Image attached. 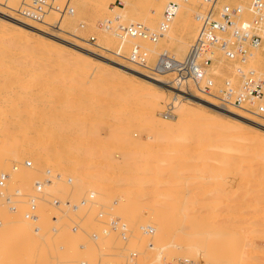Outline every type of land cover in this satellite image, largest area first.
I'll list each match as a JSON object with an SVG mask.
<instances>
[{
    "label": "rangeland",
    "instance_id": "rangeland-1",
    "mask_svg": "<svg viewBox=\"0 0 264 264\" xmlns=\"http://www.w3.org/2000/svg\"><path fill=\"white\" fill-rule=\"evenodd\" d=\"M20 1L21 0H17V3L13 4L16 9L20 5ZM75 1L76 2H74V6H75V3L77 5V3L79 2L77 0ZM158 1L159 0H157V2L156 0L154 1L152 0H126V1L125 0H97L94 5H92L91 7L84 8V9L82 5L80 4L78 8H75L76 15L74 17L73 15L72 17L71 15L65 16L66 18L64 17V23L66 24L64 28L67 29L68 32H63L61 30L53 31V28L47 26V23L31 22L17 15L15 13L16 9L11 10V12L8 13L6 9L7 6L5 4H9L10 2L12 4L13 1L12 0H2L0 2V40H1L0 41V64L2 65V67L0 65V71H1L0 81L2 80L0 82V87H1L0 88V99H1L0 107H4L5 105L4 108H0V118H1L0 119L1 120L0 121V125H1L0 126V130H1L0 138H2L4 142L2 143V140L0 139V144H1L0 148L4 147L2 148L3 151L1 153L3 157L7 156V158H11L17 161V162L16 161L10 162L11 160L9 161L10 164L13 163L11 164L13 167L12 169L13 171H11V167L9 165L7 166V169L5 167L2 168L1 170L2 172H0V174L3 172L7 173L6 171H9V172L11 171V173H7L10 175V179H8V181L6 182L7 183L6 188H8V191L11 194H14V193L19 194L20 192L22 193L21 189H23V192L25 191V193L23 194H25L26 196L25 199L24 198L23 199L27 201H29L28 197L29 195L33 193V188L36 185V183L39 184L38 182H41L42 180H45V181L46 179L48 180L49 177L47 178V175L44 176L46 172L47 173L48 172L60 173L67 178L74 179L75 182L73 183H76V184H72L75 186L73 187L74 189H71L72 192L69 188L70 186L69 184H71V182L68 183V181H66L67 183L66 182L63 183V185L64 184L69 185L67 186L69 188V190L67 189V192L70 193V195L68 193L67 194L65 193L66 196L65 195L61 196L59 194L60 195L59 198L62 199L63 201L65 200H67L68 202L70 201L68 203L69 206L75 205V203L76 205H80L82 207V210L84 211L83 217L85 221L83 220V222L82 221L80 222L79 220H77L80 222L79 226H81L83 223H86L88 226L91 225V229L95 227L93 230L95 233L93 231L90 232L91 231L90 230L88 231L89 237H87L88 235L86 236L84 234L85 232H82L81 230H79L84 235L81 236V233H79L78 231H75L76 232V233L74 232L75 237L73 238L72 235H74V233L68 231L65 234V236L67 237V234H71L68 236L69 239L66 238L69 241L61 242L62 244L64 243L66 244L64 247L59 248L58 246L61 244L57 243L55 245V242L54 244L50 243L51 244L50 246H53V248L50 246L48 247L52 255H57V256L58 254L62 255L63 251H66V249H69V251L68 250L67 251L69 252V256H70L69 259L70 260L72 259L71 260L73 262V263L71 262L72 264H74L75 261H76L75 264H80V263L81 264L83 263L84 264L85 263L86 264H122L121 262H123V259L125 257L123 258L119 256L120 249L117 247L123 246V245L126 246V249H128V251L123 250V253L125 251H126L125 253H127V256L125 255L127 257L125 258V260L127 259V261L124 264H264V114L260 116V115H256L255 113L247 112L245 110H241V109H238L232 106H231L232 111H223L220 107L223 104H221L212 95H207L206 93L199 91L193 83H190L189 85L185 87L177 86L174 83H172V80L174 78L173 74H169L166 76L167 80H170L171 82L153 80L148 75L150 74L149 71L144 69V67H141L140 65H136L135 63L131 62L129 59L122 57L115 53L116 51H119L121 54L129 57L132 46L134 44H140L143 50H146L147 52L145 63L146 65H151V67L155 65L159 54L162 51H164V49L175 54L178 58H183L186 55L188 48L191 45L190 43L193 42L196 36V30H197L196 23L198 22L196 19V15L198 12L202 11L204 8L201 0H189L187 1V3H184V6H182L181 9L179 8L177 15L172 22V25L174 26V28L176 27L177 29L176 35H182V33L187 31L185 34V38L187 41H189V45H187V47H185L184 49L179 48V46H177L178 44H176L175 41H172L173 45L172 43L170 44V42L168 43V41L165 40L166 37H164L165 39L161 37L157 42H152L149 39H143V38L137 39V37L132 38L129 36V38H132L131 41L121 42V39L119 37L114 36L113 34L114 31H120L118 27L120 22L115 19V16L118 14L119 11L125 10V9L128 10V11L126 10L128 12L127 13L128 15L126 18H123V20L121 21V23L123 22L124 25L129 26L132 23H134L135 25L140 23L141 25H144L150 28L151 30L156 29L160 23L162 16L160 17L157 16V18H155L156 20L154 22H151L152 16H150L151 13L149 10H150V4L153 3L155 5H158ZM123 2H124V6H123ZM190 2H193V3L190 4ZM222 2L223 1H220L219 4L222 5ZM231 3L232 4L242 3V1L233 0L231 1ZM164 5L163 6L161 5L162 10H161L160 15L163 14ZM3 12L8 13L9 15H5ZM250 17H254V16L250 15ZM108 19H110V21L113 20L114 29L112 30H107L100 24V21L107 22L109 21ZM58 20H60L58 14H51L46 19V21L49 23H53V22L56 23L58 22ZM72 33L78 34L79 36L85 38L87 41L74 36ZM91 37H94L95 40L93 41ZM97 42L103 44V46H107L110 50H106L102 47L94 45V43H97ZM6 43L8 44V47H5V45H7ZM9 46L11 47V49L9 48ZM7 55L9 56L8 58L6 57ZM263 55H264V44L256 52L252 54L248 63L244 65H241L238 62L232 63L229 60H227L223 54L217 53L216 56L214 57V59L216 60L215 63L217 62V64H215V66L211 69V71L208 70L209 76L214 81V86L212 87V91L217 92L219 87H222L225 84H229V83H232V85L234 86H239L241 83V76L243 75L244 70L250 71V69H253L254 71H257L259 75H262L264 77V67H261L259 65L260 58ZM27 63H28V67H27ZM38 64L39 66H37ZM23 65L24 66L26 65V67H23ZM4 67L5 68L7 67V68L5 69ZM35 68L37 69L35 70ZM7 69L11 71L15 70L16 72L18 69V71L22 72L23 76L25 75L24 78L19 80L18 86L15 83V82L18 83V81H15V82L13 81L14 82L13 83L12 79H10L9 76H6V77L3 76L5 71H7ZM48 72L50 73V75H48L49 74ZM41 74L44 76V78L46 77L44 81L42 80L44 78L40 76ZM69 74L71 77L69 76ZM29 75H31V77ZM33 75L34 76L36 75V76L33 77ZM47 75H48V78H47ZM37 76L42 79L38 78V80H36ZM31 78L34 79V82H33V79ZM64 79L66 81L65 85H63ZM68 79L69 81L71 79V82H69ZM72 79L73 80L75 79V82ZM229 79H233L235 81L239 79V82L238 83L228 82ZM55 80H57L56 81L57 83L55 82ZM3 81L6 84V86L4 85L5 88H2ZM25 81H26V85H24ZM151 82H153L157 86L155 88V91L158 89L159 91L158 90L157 91L161 92V93H158L156 91L159 95H157V93L155 92L150 93L147 90V85L150 84ZM77 83H79V85ZM8 84L9 86H12V85L13 86L9 87ZM56 84H57V87H56ZM134 85H136L135 86L136 88L133 87ZM75 86L76 88L74 89ZM84 86H85V89H87V86H89L90 90L91 91L93 90V91L91 92L89 89H87L86 91L84 89ZM27 87L29 90H27ZM95 87L96 89L94 90ZM110 88L112 91H113V88H115L113 93L115 91L116 92L118 91L121 94L123 93L121 95L122 97L123 95L126 97V94L129 93L132 97L136 96L137 99L134 97L133 98L134 100L131 98L132 100L130 99L129 101L128 97H131V96L127 94L128 95L126 97L127 100L126 99L123 100L122 97H117L116 95V99H117L116 101L118 102H115L114 101L115 96H113L112 98L111 95H115L116 93L113 94ZM7 89H9V91ZM83 89L85 93H83ZM97 89L99 91L101 89V92L96 91ZM11 90H12V93L14 92V94L10 92ZM20 90H22V92ZM67 90H69L70 93ZM72 90H75V91H72ZM77 90H79L78 92L80 94L82 93V95L84 96H87V94L89 95V91L91 92V94L88 96V99L87 97H85L87 101L82 96V102L83 103L86 102L85 104L79 103L80 105L77 104L75 107H73L71 103L72 104L74 103V99L77 95L76 93H78ZM8 92L9 94H7ZM98 92L100 93V95ZM104 92L107 94V96L109 95L111 97L105 96ZM120 93H119V96H120ZM1 94L4 96H2ZM31 95L32 97L35 96V98H31ZM155 95L156 97L159 96L161 99L159 97L153 98L155 97ZM103 97L106 100H102L104 99ZM23 98H26V99H23ZM107 98H109V100ZM118 98L119 99L122 98L121 102H119L120 100ZM141 98L142 100L144 99L146 101L147 100L152 101L151 102L152 104L153 102L155 101L157 102V100H159L158 101L159 104L158 103L157 104L160 106H157L155 104L156 107L154 105H153V108L151 107V105L149 107V104L151 103L142 101ZM110 99L112 102L110 101ZM139 99L143 102V104L142 102H139L140 101ZM90 100L94 102V103H91L92 106L94 105V108L87 107L88 104L90 103ZM14 101H15L16 106L13 103ZM65 101H67L68 104ZM102 101H104L103 104H102ZM107 101L108 103L109 101L110 103H113V102H115V104L117 103V105L115 106L117 107V109L113 107L115 105L114 103L111 105L106 103L108 104V106H111L109 107V109L114 108L112 109V111L109 110L108 106L105 104V102ZM125 101L126 102L129 101V102L126 103ZM132 101L135 102V104H133ZM10 103H12L13 105ZM128 103L132 104L133 106L132 105L130 106V104ZM42 104L44 105L42 106ZM100 104H102L104 108L101 107ZM121 104L123 106L125 105L124 106L125 109L121 107ZM99 105L101 108L98 107ZM119 105L122 109L120 107L118 109ZM129 106L134 108V109L131 108L133 109L132 112H135V113H132L134 118H135V115H136V119H137V115L138 117L139 115L140 117L144 115L143 117H141L142 119H140L139 117L138 120L140 122H143L142 120H144L146 124H144V122L142 124H139L140 122L138 120L134 119L136 120L134 121L132 119L133 121H131V119H129V118H133L131 115V109ZM224 106L225 105H223L222 107L224 108ZM128 107L130 109V113L127 109ZM249 107H252V108L256 107V104L254 103L253 106L250 105ZM14 109L19 110V111L15 113L16 110L14 111ZM33 109H34V112H33ZM35 109H39V111ZM6 111H8L9 113ZM123 111L124 112L126 111L128 115L126 112L124 114ZM55 112L56 113L58 112V114H56ZM6 113H8L9 118L6 115ZM59 113H62V114H59ZM14 114L15 115L17 114L16 118ZM19 114H21V116L22 114H27L29 115V118L27 115H25L26 118L24 115L22 116L23 117L22 118ZM70 114L72 115L70 116ZM183 114L185 116L186 114L189 115L190 120H192V122L194 123L190 124L189 123L190 121H188L187 122L188 125L185 124L186 126L182 125V127H179V130L183 129V131L181 130L177 134L174 132L177 135V137L175 135H172L173 133L172 131L171 141L175 145L171 143V141H169V143L173 144L171 146H174L175 149L171 148L169 149L170 150L169 151L167 148L170 146L167 145L169 144L166 142L167 139L163 140L164 138L163 139L160 138L159 142L160 141L161 142L160 143L157 142L159 137L162 136L159 133L161 132L163 133L164 131V129L161 128L162 131L159 132L160 130L159 128L163 126H161V124H157L156 122L152 124L151 123L152 121L150 122L151 123V126H150L147 123V121H145V118L147 116L148 117L150 116L151 119L152 117L153 118L155 117L157 118V120L162 119L163 122L165 119V121L167 120L166 122H169V123L170 121L173 123L175 122L174 124L172 123L175 126L176 124H181L182 121H180V123L178 121H179L180 116ZM3 115L5 118L7 116V118L5 119ZM18 115L19 117H21L20 119ZM64 115H66L65 117L66 118L68 117V119H66L65 117H62ZM10 116L12 118H10ZM57 118H58V121H57ZM92 118L98 119V122L97 120H93ZM147 118L146 120L149 121V119ZM22 119H23V122H22ZM66 120H67V123H66ZM21 122L22 124H20ZM134 122H136L138 125H136V123ZM2 124H4L5 126L6 125L7 126L12 125V126L10 127L8 126L9 127L8 128ZM19 124L20 126L22 125V127H19L18 126ZM90 124H91V127H90ZM118 124H120L121 127H126V129L124 128V130L126 131L128 130V132L126 133L125 131V134L126 135L129 134V137L131 136L130 138L124 135V132H123L124 130L122 131L123 134L120 132L121 131L120 129L122 128ZM193 124H195L193 126L194 128L192 127ZM115 125L119 126L118 128L120 129H118ZM156 125H159V126H156ZM189 125H191L192 129L189 128ZM196 125H198V129L200 128L201 130L200 129L198 130L197 127L195 129ZM201 125L203 129L201 128ZM14 126L15 127L17 126V129L14 128ZM113 126H115L116 128ZM149 126L150 127L156 126V127L155 128L153 127L152 129ZM183 126H185V128ZM88 127H90V129L93 127L94 128L90 130ZM18 128L21 129L20 131L22 133L18 130ZM44 128H47V129H44ZM86 128L87 130L89 129V131L93 132L95 130L96 132L95 131H94L95 133L90 132L88 136L87 133L89 131H85ZM114 128L116 130L118 129V131L113 130L114 132L121 133V134L118 133L120 135V137L118 136V138H121L124 135V139L125 137H126V140L127 138H129L127 141L128 142L130 141L131 143L133 141L132 143L133 145L127 144V141H123V140L120 141V139H118L117 137L116 139L114 136L112 140L108 139L109 135L112 134L111 133L112 129ZM186 128L189 130L191 129V131L194 129L193 133L195 132V130H198V131L206 130L205 132L207 133V136H209L208 137L209 139H210V136H212L211 138H214L213 136H215V140L213 139L215 142H212L211 145L214 146L217 143L218 146L216 147L211 146L210 145L211 141L208 140L209 141L208 142L206 140L207 139L206 135H205L206 137L203 136L204 138H206L205 140H203L204 138L200 139L202 138V132L200 134L198 131H196L199 133L201 137L197 135L198 133L195 132L194 135H197L199 138L198 137L192 138L191 136L193 135V133L191 134L190 133L191 131H187ZM48 129L49 131L46 132V130ZM96 129H99V131ZM155 129H157L158 131ZM25 131H28V133H25ZM29 131L33 134L31 135ZM49 132H51L50 135H49ZM154 132H157V134H155ZM205 132H203V134H205ZM61 133L63 135L67 134L66 137L65 136L63 137ZM77 133L78 135H76ZM218 133L220 134V136H218ZM92 134L93 135L95 134L94 136L96 137H94ZM222 134H225V135H222ZM29 135L31 136L29 137ZM41 135L42 137L45 136L44 139L41 138ZM112 135H115V133ZM155 135H158L157 136L158 138ZM51 137H52L51 139L52 141L50 140ZM71 137H74V138L72 139ZM155 137L157 138V140L156 139L154 140ZM88 138H90V141L88 140ZM104 138L106 141H104ZM131 138L132 140H130ZM100 139H103V140H100ZM115 139L119 140L121 143L119 141L117 142ZM6 140H7V144H6ZM12 140L16 141L15 143H18L17 145L19 146H16L14 143H12L14 142ZM66 140L69 142H67ZM70 140H73L74 142L72 141L70 143ZM216 140H219V141L216 142ZM18 141L22 143L20 144ZM83 141H85V143ZM110 141L112 142L111 145H110L111 143ZM177 141L179 142V144ZM193 141H195V143H193ZM204 141L208 142L209 144L205 143ZM98 142L100 144H97ZM181 142L182 143L184 142V143L182 144ZM68 143L73 146L71 147L70 145H67ZM190 143H191V146L189 147L186 146V148L184 147L185 145H190ZM192 143L195 145L192 146ZM2 144H6L7 146L6 145L2 146ZM11 144H13L12 146H14L13 154H9L8 152L9 151L8 148L12 149L11 147H9V145L11 146ZM137 144L139 145L141 144L140 146L138 145L137 147V148L141 147L140 148L141 150L135 148ZM157 144L163 148L159 149L161 147H159ZM219 144H221V146L224 145L225 147H227L228 145V148H231V146H233V148H231V151H230V153L232 154L229 155L228 154L229 152L226 151V149L228 148L226 149L220 148ZM35 145L39 146V147L36 146L38 149L36 148L34 149ZM100 145H102L103 147ZM106 145L109 146V148ZM97 146L100 151L98 150ZM165 146L167 148L163 150ZM181 146L185 149L182 150L183 148ZM241 146L244 148L243 150L241 149ZM195 148H197L198 150L197 149L195 150ZM18 149H19V153L17 152ZM86 149L88 152L86 151L85 153L84 150ZM89 149H91L90 152L91 153L93 152V154L90 155ZM128 149L130 152L128 151ZM176 149L180 150L181 152L177 151ZM222 149H224L227 153L221 154V152L224 153V151H221ZM24 150L26 151L24 152ZM45 150L47 153L45 152ZM54 150L56 154L54 153ZM147 150H149V152ZM171 150L173 151L175 150V151L173 152ZM191 150H192V153H191ZM229 150L230 149H228V151ZM159 151H161L163 154ZM186 151L190 153H186ZM96 152H97V156L96 154H94ZM157 153L159 154L157 155ZM33 154L36 156L35 158L37 160L36 159L34 160ZM46 154L48 155V157L45 156ZM160 154H162V156H159ZM129 155L131 157H129ZM148 155H150L151 157ZM19 156L21 158H19ZM95 156L97 158H95ZM163 156H165V158ZM110 157L112 158L113 161L110 159ZM137 157H140V158L142 157L139 162H136ZM152 157H154L155 159H153ZM53 158L55 159L53 160ZM103 158L104 159L106 158V161ZM160 158H162L163 160ZM61 159L63 160V162H61ZM107 159H109V161H107ZM132 159L134 162L132 161ZM149 159L150 160L152 159V160L150 161ZM156 159H158L159 161H156ZM58 160L61 162L60 164ZM78 160H80L79 163H78ZM100 160H101V163L104 162L102 163L103 165L100 163ZM145 160L147 164H145L146 163ZM55 161L58 162L59 165L57 166L59 168L56 165H54L56 163ZM75 161H77V163ZM81 161H82V164L80 163ZM95 161L96 162L99 161L98 162L99 165ZM110 161L113 163V166L110 163ZM129 161L130 162L132 161V162L130 163ZM30 162L33 167L29 165ZM52 162H55V163H52ZM106 162H109L110 165L106 166ZM126 162H128L127 165H126ZM157 162H158L159 167L161 164V169L158 168L159 171L158 169H156V167L158 166V165L156 166ZM75 163L77 165H75ZM47 164L49 165V167ZM79 164H81L82 166L80 165L79 167ZM122 164L125 165V168H123ZM14 165L18 167L17 172L14 169L15 168ZM71 165L72 166L75 165L73 166L75 169ZM119 165H121L122 167L121 166L119 167ZM143 165L145 166V168L142 167L143 169H141L140 167ZM152 165L156 167L154 168L152 167ZM36 166H38V168ZM40 166L41 168H39ZM127 166H130V167L128 168ZM109 167H110V170H109ZM150 167L153 170H151ZM68 168L70 169L69 171H67ZM79 168H80V171H79ZM86 168L87 170H83ZM76 169H78V171ZM144 169H146L147 171H145ZM44 170H48V171H44ZM130 170L133 172H131ZM42 171H43L42 175L38 174V176L34 177L33 180L32 178H30L32 174L34 176L35 174L42 172ZM12 172L14 175L12 174ZM29 172L31 173V175ZM17 173L18 175H16ZM21 173L24 176V178L22 175H19ZM28 174L30 175L29 177H28ZM72 175L74 176L72 177ZM19 176H22L23 178L21 179L23 180L22 181L23 185L21 183L14 181L16 180L15 177L18 179ZM41 177H45V178L41 179L40 181ZM102 177L104 181H102L103 179L101 180ZM123 179H124V182H123ZM57 180L58 181L63 180V177L58 176V178L55 179V181ZM19 184H21V186ZM50 184H51L50 186H54L53 182ZM128 184H130V186ZM65 189L66 188L64 187V189H62L61 191H64ZM236 194L237 195L239 194L238 195L239 197H236L235 196ZM232 195H234L235 197H233ZM63 196H65L64 198L66 197L67 198L64 199L62 198ZM18 198H20V196L19 197L15 196L14 199H18ZM75 198L77 199L76 201H75ZM50 199L53 201L55 200L54 198L53 199L50 198ZM60 203H58V205ZM0 205L3 208V209L0 208L1 209L0 210L1 211L0 212V220H1L0 230H1V227H3L4 229L5 226L6 227L10 225L13 226V224H10L11 222L9 221H11V218L14 215H12L11 217V212H9L4 198H0ZM28 206L30 207L29 203L24 204V202L22 201L21 203H19V209H18L19 212L18 211L17 212L20 213L21 208L22 209L24 207L27 208ZM60 206L62 207V204ZM67 209H70V208H67ZM54 210H56L54 209V207L50 209V211L53 214L55 212ZM39 211H40V207L38 204L37 213ZM17 212L12 213V214H17ZM134 212L136 213L134 214ZM52 213H51L52 226H54L55 224L54 220H56L54 218L56 217H53ZM7 215L9 216L7 217ZM73 215L74 214H70L67 219L66 218L64 219L65 225L68 224L70 219L75 217ZM4 218H9L8 223H6L7 219L5 220ZM13 218H16V215ZM112 218H117V219L114 220ZM17 219H18V215H17ZM118 220H119V224H120V221L121 223L125 221L126 222L129 221L131 223H134L135 226L134 228L130 229L127 233L125 234L123 233L122 236L119 235L118 232H114V229H112V235L109 236L106 234L108 236L106 237L105 229L107 230L109 224L114 223ZM14 221H12L14 225L19 226L18 223ZM150 221L154 222L155 224L154 228L163 232L164 235L163 236L159 235V237L157 236L156 238H152V239L151 238L143 239V245L141 246V248L133 252L134 249L132 248L131 245H132L133 240L139 234V229L137 228L141 229L142 227L145 226V224H148ZM87 225L86 227H88ZM66 226H69V225H66ZM98 231H100V233ZM8 232L9 231H7V233H4L6 237L3 236V234H1L3 237L2 238L0 235V237L2 238L0 239V242L3 241L2 248L0 245V250L2 251L0 252V257L2 255V257H4L3 258L4 262H9L8 264H11L13 262L14 264H17V262H19L18 264H28L29 261L28 262L26 261L31 259L32 255L34 254L36 255V253H34V251L30 252V249H28L29 252L24 250L25 252L23 255L24 257H23L21 253H18V251H21L22 249H25V248L22 246L21 248L20 247L18 248V246L20 245H16L17 247L16 246L11 247V249L7 248V246L5 245L6 247L4 248L3 244L5 242V238H7L10 235L9 233L11 231L9 233ZM101 232L103 234H101ZM97 233H99L100 235ZM94 234H96V236H94ZM85 236H86V239H85ZM76 237L78 241H76L75 239ZM92 237L93 239L89 240ZM78 238H81V239L83 238L84 240L80 241ZM120 238H123L126 241ZM73 239L76 241L75 243L79 245L81 242L83 243L81 244V248L79 247L75 251L72 249V247L73 248L76 247L74 246L76 244L73 242ZM85 241H86L85 243L86 246L84 244ZM20 244H23V243H20ZM188 244H189V248L186 247L185 249V246H188ZM88 245H90L91 249H94L91 246L95 247V249L90 250L88 248L89 247ZM182 245H185V246H182ZM96 246L97 247L99 246V248H96ZM3 249L7 251H4ZM48 249H45L44 252H46ZM8 250H10V252L12 251L13 255L12 253L9 254ZM49 250L47 252H49ZM57 250L59 251L57 252ZM117 250H119V252ZM173 250H178V252L176 251L178 254H176V252H174ZM53 251L55 252L53 253ZM72 251L74 252L70 254V252ZM14 253L15 254L18 253L16 255L17 257L14 255ZM22 253H23V250H22ZM26 253H29V254H26ZM35 255L33 256L32 259L39 257L41 255V252H40V255L38 254L39 256L37 255L35 257ZM12 256L16 257L15 258L16 261L13 260L14 257L12 258ZM187 256H189L190 258ZM83 257L85 258V260ZM3 259L1 260L0 258V261H3ZM21 259L24 260V262L20 261ZM60 259L62 260V258ZM46 260L45 261L47 264H52V263L54 264V262L51 261L50 258ZM56 262L57 261L55 260V264ZM62 263L63 262H61V264ZM38 264H41V263H38Z\"/></svg>",
    "mask_w": 264,
    "mask_h": 264
},
{
    "label": "bare ground",
    "instance_id": "bare-ground-1",
    "mask_svg": "<svg viewBox=\"0 0 264 264\" xmlns=\"http://www.w3.org/2000/svg\"><path fill=\"white\" fill-rule=\"evenodd\" d=\"M2 0H0V2H1ZM13 1V3L11 4V2L9 3V4H5L7 7H6V9H7V11H8V13L9 12H11V10H15L16 8L14 7V5L13 4H15V3H17V0H12ZM77 1H79L78 3H77V5H76V3H75V8H78V6H80V4L82 5V7H83V9L84 8H87V7H91L92 5H94L95 3H96V1L97 0H77ZM126 1V0H125ZM152 1H154V0H152ZM171 0H159L158 1V5H155V4H150V16H152L151 18V22H154L156 19L155 18H157V16L158 17H160V16H162V15H160L161 14V5L163 6L164 4H166V3H168V2H170ZM178 2H179V4H180V9L182 8V6H184V3H187V1H189V0H177ZM220 1H223L222 2V4H226V3H231V1H233V0H219V2ZM242 1V6L245 8V9H247L248 7H249V5H250V3H251V0H241ZM76 2V1H75ZM156 2H157V0H156ZM126 3H128V2H126ZM191 3H193V2H190V4ZM123 6H124V2H123ZM127 9H125V10H121V11H119L118 12V14L115 16V19L117 20V21H119L120 22V24H119V29H120V31H114L113 32V34H114V36H116V37H119L120 39H121V42H123V41H131V39L134 37V36H131V35H128L127 34V32H126V25H124L123 24V22L121 23V21L123 20V18H126L127 17V11H126ZM5 15H9L8 13H6V12H3ZM76 15V13H74L73 14V17ZM71 17H72V15H71ZM66 18V17H65ZM109 21H110V19H108ZM158 20V19H157ZM112 22H113V20H111ZM46 23H47V26H49V22H47L46 21ZM54 23V22H53ZM57 24H56V27L57 28H54L53 29V31H63V32H68L67 31V29H65L64 27L66 26V24L64 23V18H61L60 20H58V22H56ZM103 23H105L104 21H100V24L102 25ZM132 24H134V23H132ZM131 24V25H132ZM197 24L198 23H196V26H197ZM135 25V24H134ZM137 25H141L140 23H138ZM52 28V27H51ZM176 27L174 28V26L171 24V26H170V28L168 29V31H166V33H165V35L163 36V38L164 37H166V39L165 40H167L168 41V43L170 42V44L172 43V41H175V43L176 44H178L177 46H179V48H181V49H184L185 47H187V45H189V41H187L186 40V38H185V34H186V32H184V33H182V35H176ZM71 33V32H70ZM74 36H76V37H78V38H81L82 40H85V41H87L85 38H83V37H81V36H79L78 34H76V33H72ZM195 35V34H194ZM129 36L130 37H132V38H129ZM138 39V38H137ZM4 40V39H3ZM8 40V39H7ZM1 41V40H0ZM11 41H12V39H11ZM177 41V42H176ZM3 42V41H2ZM9 42V41H8ZM174 43V44H175ZM7 44V43H6ZM11 44V43H10ZM190 44H192V43H190ZM264 44V43H263ZM13 45V44H12ZM15 45V44H14ZM94 45H96V46H99V47H102V48H104V49H106V50H110L107 46H103V44H101V43H99V42H97V43H94ZM172 45H173V43H172ZM5 47H8V44L7 45H5ZM9 48L11 49V47L9 46ZM15 48V47H14ZM168 48V47H167ZM164 50H166V49H164ZM7 52V51H6ZM34 53V52H33ZM116 54H118V55H120V56H122V57H125V58H129V57H127L126 55H123V54H121L119 51H116L115 52ZM8 54V53H7ZM28 55V54H27ZM29 56H31V55H29ZM215 56V55H214ZM7 58L9 57L8 55L6 56ZM5 57V58H6ZM26 58V57H25ZM16 59V58H15ZM27 60V59H26ZM2 61V60H1ZM9 61V60H8ZM38 61V60H37ZM215 59H214V62L210 65V67H209V71H211V69L215 66V64H217V62L215 63ZM254 61H255V59H254ZM19 62H20V60H19ZM24 62V61H23ZM253 63V62H252ZM37 64V63H36ZM1 65V64H0ZM144 65H146V63L144 64ZM259 65L261 66V67H264V55L260 58V62H259ZM12 66V65H11ZM37 66H39V64L37 65ZM40 66H41V64H40ZM146 66H148V67H151V65H146ZM1 67H2V65H1ZM10 67V66H9ZM23 67H26V65L24 66L23 65ZM27 67H28V63H27ZM35 67H36V65H35ZM43 67V66H42ZM41 67V68H42ZM5 68V67H4ZM7 68V67H6ZM5 68V69H6ZM4 69V70H5ZM9 69V68H8ZM7 69V71H5V73L3 74V76H9L10 77V79H12V82L14 81H18V83L17 82H15L16 84H17V86H18V84H19V80H21L22 78H24V76H23V74H22V72H20V71H18V69H17V72L15 71V70H13V71H11V70H8ZM37 68H35V70H36ZM3 70V71H4ZM31 71H33V70H31ZM47 71V70H46ZM144 71H146V70H144ZM250 71H254L253 69H250ZM1 72V71H0ZM35 72V71H34ZM39 72V71H38ZM36 73H37V71H36ZM47 73V72H46ZM49 73V72H48ZM61 74V73H60ZM71 74V73H70ZM70 74H69V76H70ZM39 75V74H38ZM48 75H50V73L48 74ZM48 75H47V78H48ZM153 80H159V81H170V80H167V78H166V76L167 75H169V74H164V75H151V74H148ZM30 77H31V75H29ZM36 76V75H35ZM34 75H33V77H35ZM42 78H44V76L41 74L40 75ZM60 76V75H59ZM62 77V76H61ZM71 77V76H70ZM4 78V77H3ZM2 78V79H3ZM38 78L39 79H42V78H40V77H38L37 76V78H36V80H38ZM49 78H50V76H49ZM64 78H65V76H64ZM9 79V78H8ZM31 79H33V78H31ZM46 79V77L44 78V79H42L43 81ZM29 80V79H28ZM27 80V81H28ZM41 80V81H42ZM58 80H60V79H58ZM63 80V79H62ZM73 80V79H72ZM2 81V80H1ZM0 81V82H1ZM5 81H6V79H5ZM23 81H24V79H23ZM50 81V80H49ZM54 81V80H53ZM57 80H55V82H56ZM68 81H69V79H68ZM74 82H75V79L73 80ZM77 81V80H76ZM4 82V81H3ZM2 82V85H3V87L2 88H5L4 87V85L6 86V84H5V82L3 83ZM9 82H11V81H9ZM13 82V83H14ZM33 82H34V79H33ZM65 79H64V83H63V85H65ZM69 82H71V79H70V81ZM171 82V81H170ZM228 82H239V79L237 80V81H235V80H233V79H229L228 80ZM29 83H31V82H29ZM47 83V82H46ZM53 83V82H52ZM57 83V82H56ZM9 84H11V83H9ZM9 84H8V86H9ZM15 84V85H16ZM21 84V83H20ZM38 84V83H37ZM43 84V83H42ZM41 84V85H42ZM49 84V83H48ZM47 84V85H48ZM55 84V83H54ZM74 84H76V83H74ZM78 85H79V83H77ZM24 85H26V81H25V84ZM29 85V84H28ZM35 85V84H34ZM62 85V86H63ZM81 85V84H80ZM86 85V84H85ZM13 86V85H12ZM12 86H9V87H12ZM32 86V85H31ZM43 86V85H42ZM67 86H68V84H67ZM95 86V85H94ZM93 86V87H94ZM136 85H134L133 87L134 88H136L135 87ZM22 87H24V86H22ZM50 87V86H49ZM55 87V86H54ZM56 87H57V84H56ZM55 87V88H56ZM60 87V86H59ZM100 87V86H99ZM99 87H97V88H99ZM157 86L153 83V82H151L150 84H148L147 85V90L150 92V93H157L156 91H155V88H156ZM175 87V86H174ZM1 88V87H0ZM14 88V87H13ZM18 88V87H17ZM44 88V87H43ZM48 88V87H47ZM54 88V89H55ZM65 88V87H64ZM76 88V86L74 87V89ZM83 88V87H82ZM116 88V87H115ZM115 88H113V91H114V89ZM34 89V88H33ZM42 89V88H41ZM61 89V88H60ZM67 89V88H66ZM84 89H85V86H84ZM84 89H83V93H85L84 92ZM87 89H89L90 90V87L89 86H87ZM87 89H85L86 91H87ZM91 89H93V88H91ZM96 89V87L94 88V90ZM117 89V88H116ZM132 89V88H131ZM8 91H9V89H7ZM13 90V89H12ZM12 90L10 91L11 93H12ZM27 90H29L28 89V87H27ZM27 90H26V92H27ZM31 90V89H30ZM45 90V89H44ZM69 90H70V88H69ZM69 90H67V91H69ZM110 90H111V88H110ZM118 90V89H117ZM120 90V89H119ZM133 90V89H132ZM5 91V90H4ZM15 91V90H14ZM19 91V90H18ZM21 92H22V90H20ZM66 91V92H67ZM72 91H75V90H72ZM71 91V92H72ZM79 90H77V92H78ZM91 91V90H90ZM89 91V95L91 94V92L93 91H91L90 92ZM96 91H99L98 89L96 90ZM95 91V92H96ZM102 91H103V89H102ZM106 91V90H105ZM112 91V90H111ZM113 91H112V93H113ZM161 91V90H160ZM2 92V91H1ZM36 92V91H35ZM38 92H39V90H38ZM45 92V91H44ZM43 92V93H44ZM99 92H101V89H100V91ZM98 92V93H99ZM107 92V91H106ZM118 92V91H117ZM117 92L115 91L113 94H115V95H111L112 96V98H113V96H115L114 98H115V102H118V101H116L117 99H116V95H117V97H122L121 95L123 94H121L120 92H118V94H117ZM124 92H125V90H124ZM3 93H5V92H3ZM18 93V92H17ZM50 93V92H49ZM48 93V94H49ZM69 93H70V91H69ZM88 93V92H87ZM97 93V92H96ZM119 93H120V96H119ZM158 93H161V92H158ZM157 93V95H159ZM206 93H211V95L212 96H214L215 95V93H213V92H206ZM7 94H9V92L7 93ZM12 94H14V92L12 93ZM11 94V95H12ZM36 94V93H35ZM77 95H76V97H75V99H74V103L72 104L71 103V105L73 106V107H75L77 104H79V103H83L82 102V96L85 98V97H87V99H88V94H87V96H84V95H82V93L80 94L79 92L78 93H76ZM101 94H103V93H101ZM124 94H126V93H124ZM128 95H130L129 93H127ZM126 94V97L128 96ZM2 95V94H1ZM27 95V94H26ZM33 95V94H32ZM32 95H31V98H35V96L34 97H32ZM39 95V94H38ZM67 95V94H66ZM69 95V94H68ZM72 95V94H71ZM99 95H100V93H99ZM104 95L105 96H107V94L104 92ZM163 95V94H162ZM2 96H4V95H2ZM10 96V95H9ZM18 96V95H17ZM28 96V95H27ZM46 96V95H45ZM93 96V95H92ZM104 96V97H105ZM109 96V95H108ZM107 96V97H108ZM111 96H109V97H111ZM131 96V95H130ZM134 96V95H133ZM7 97H8V95H7ZM19 97V96H18ZM37 97V96H36ZM70 97V96H69ZM73 97V96H72ZM103 97V98H104ZM125 96L123 95V100H127V98L125 97ZM136 99H137V97L136 96H134ZM134 97H128V99H129V101H130V99L132 98H134ZM159 97V96H158ZM158 97H156V95H155V97H153V98H158ZM3 98V97H2ZM4 98H6V97H4ZM83 98V99H84ZM122 98L121 99H119L120 101L119 102H121V100H122ZM151 98V97H150ZM160 98V97H159ZM17 99V98H16ZM20 99V98H19ZM23 99H26V98H23ZM29 99V98H28ZM39 99V98H38ZM87 99L85 98V100L87 101ZM108 100H109V98H107ZM131 99V100H132ZM135 99V100H136ZM161 99V98H160ZM1 100V99H0ZM8 100V99H7ZM13 100V99H12ZM18 100V99H17ZM17 100H16V102H17ZM58 100V99H57ZM68 100V99H67ZM85 100H83V101H85ZM102 100H106L105 98L104 99H102ZM134 100V99H133ZM140 100V99H139ZM141 100H142V98H141ZM139 101V102H142V101H145V102H152V101H146V100H142V101ZM151 100V99H150ZM10 101V100H9ZM19 101H21V100H19ZM31 101V100H30ZM69 101V100H68ZM110 101H111V99H110ZM110 101H109V103H108V101L107 102H105V104L106 103H108V104H115V102H113V103H110ZM129 101H127V102H129ZM158 101L159 100H157V102L155 101V102H153V104L151 103V104H149V107H150V105H151V107L153 108V105L156 107V105L157 106H160V105H158L159 103H158ZM8 102V101H7ZM6 102V103H7ZM48 102V101H47ZM65 102H67V101H65ZM112 102V101H111ZM123 102V101H122ZM126 102V101H125ZM125 102H124V104H125ZM126 102V103H127ZM133 102V101H132ZM136 102H138V101H136ZM5 103V102H4ZM3 103V104H4ZM14 104H15V101L13 102ZM35 103V102H34ZM43 103V102H42ZM58 103V102H57ZM56 103V104H57ZM86 102H84L83 104H85ZM91 103H94V102H92L91 100H90V103L88 104V106L87 107H90V108H94V105L92 106V104ZM104 103V101H102V104ZM158 103V104H157ZM255 103V102H254ZM254 103H253V105H254ZM10 104H12V103H10ZM45 104V103H44ZM44 104H42V106L44 105ZM67 104H68V102H67ZM102 104H100L101 105V107H103L102 106ZM108 104H106L107 106H108ZM119 104V103H118ZM123 104V103H122ZM121 104V107L123 108V109H125V105L123 106ZM128 104H130V103H128ZM133 104H135V102H133ZM142 104H143V102H142ZM141 104V105H142ZM156 104V105H155ZM256 104V103H255ZM13 105V104H12ZM37 105H39V104H37ZM37 105H35V106H37ZM58 105V104H57ZM80 105V104H79ZM100 105L98 106V107H100ZM106 105H104V106H106ZM117 105V103L113 106V107H115ZM132 104H130V106H131ZM138 105V104H137ZM144 105H145V103H144ZM252 105V106H253ZM7 106H8V104H7ZM15 106H16V104H15ZM19 106V105H18ZM24 106V105H23ZM28 106V105H27ZM56 106V105H55ZM129 106V107H130ZM133 106V105H132ZM223 105H221L220 107H221V109L223 110V111H232L231 110V106L230 105H228V106H224V108L222 107ZM4 107H5V105H4ZM4 107H0V108H4ZM49 107V106H48ZM72 107V108H73ZM81 107V106H80ZM86 107V108H87ZM100 107V108H101ZM109 107H111V106H108V109H109ZM119 107H120V105L118 106V109H119ZM120 107V108H121ZM126 107H127V105H126ZM129 107L127 108L128 109V111H129V113H130V109L131 108H133V107H130V109H129ZM137 107V106H136ZM140 107V106H139ZM147 107V106H146ZM7 108V107H6ZM20 108V107H19ZM31 108V107H30ZM37 108V107H36ZM60 108H61V106H60ZM69 108V107H68ZM71 108V109H72ZM104 108V107H103ZM116 109H117V107H115ZM121 108V109H122ZM143 108V107H142ZM161 108H162V106H161ZM160 108V109H161ZM18 109V108H17ZM24 109V108H23ZM25 109H26V107H25ZM29 109V108H28ZM75 109V108H74ZM80 109V108H79ZM78 109V110H79ZM96 109V108H95ZM106 109H107V107H106ZM112 109H114V108H112ZM112 109H109V110H111L112 111ZM115 109V110H116ZM134 109V108H133ZM133 109H131V115H132V113H135V112H132L133 111ZM137 109V108H136ZM145 109V108H144ZM256 109V107H248V108H246V110L245 111H247V112H253L254 113V110ZM16 109H14V111H15ZM35 110H38L39 111V109H35ZM60 110V109H59ZM88 110H90V109H88ZM93 110V109H92ZM99 110V109H98ZM105 110V109H104ZM139 110V109H138ZM5 111V110H4ZM17 111H19V110H16L15 111V113H17ZM56 111V110H55ZM67 111V110H66ZM69 111V110H68ZM72 111V110H71ZM101 111H102V109H101ZM110 111V112H111ZM117 111V110H116ZM136 111V110H135ZM140 111V110H139ZM6 112H8V111H6ZM21 112V111H20ZM19 112V113H20ZM33 112H34V109H33ZM47 112H49V111H47ZM46 112V113H47ZM52 112H53V110H52ZM63 112H65V111H63ZM70 112V111H69ZM124 112V111H123ZM126 112V111H125ZM125 112H124V114H125ZM3 113V112H2ZM9 113V112H8ZM8 113H6V115L8 116ZM13 113V112H12ZM11 113V114H12ZM36 113V112H35ZM45 113V112H44ZM56 113V112H55ZM67 113V112H66ZM72 113H74V112H72ZM103 113V112H102ZM114 113V112H113ZM127 113V112H126ZM139 113V112H138ZM144 113V112H143ZM10 114V115H11ZM37 114V113H36ZM35 114V115H36ZM56 114H58V112L56 113ZM59 114H62V113H59ZM117 114V113H116ZM123 114V115H124ZM145 114V113H144ZM15 115V114H14ZM20 116H21V114H19ZM19 115H18V117H19ZM25 116V115H27V114H22V116ZM38 115V114H37ZM45 115V114H44ZM72 114H70V116H71ZM78 115V114H77ZM77 115H75V116H77ZM97 115H99V114H97ZM105 115H107V114H105ZM112 115V114H111ZM120 115V114H119ZM127 115H128V113H127ZM135 115V114H134ZM7 116H6V118H7ZM21 116V117H22ZM28 116V118H29V115H27ZM56 116V115H55ZM61 116V115H60ZM66 115H64V116H62V117H65ZM69 116V117H70ZM113 116V115H112ZM115 116V115H114ZM125 116V115H124ZM124 116H123V118H124ZM144 116V115H143ZM143 116H141V117H143ZM180 116V115H179ZM182 116H184V117H182ZM2 117V116H1ZM3 117H4V115H3ZM17 117V114L15 115V118ZM21 117H19V119L21 118ZM38 117H40V116H38ZM44 117V116H43ZM57 117V116H56ZM98 117V116H97ZM117 117H119V116H117ZM117 117H116V119H117ZM131 117V116H130ZM132 117H133V115H132ZM139 117H140V115H139ZM138 115H137V119H136V115H135V118L133 117V118H129V119H131V121H133L134 119H136V120H138ZM140 117V119H142ZM148 117V116H147ZM146 117V118H147ZM5 118V117H4ZM5 118V119H6ZM8 118H9V116H8ZM10 118H12L11 116H10ZM23 118V117H22ZM25 118H26V116H25ZM61 118V117H60ZM66 118V117H65ZM64 118V119H65ZM94 118V117H93ZM92 118V119H93ZM126 118V117H125ZM145 118V117H144ZM143 118V119H144ZM146 118H145V121H147V123L151 126V123L153 124V123H157V124H161V126H163V127H165V128H163V127H157V128H159L160 130H159V132L160 131H162V129H164V131H163V133L161 132V133H159V134H161L162 136L161 137H159V139H158V141L157 142H159V140H160V138L161 139H163V140H165V139H167V143H169V141H171V139H172V136H171V133H172V131H173V133L175 132L176 134L178 133V132H180L181 130L183 131V129H181V130H179V127H182V125H185V124H187L188 125V121H190L189 123L190 124H192V123H194V122H192V120H190V116L189 115H187L186 114V116L183 114V115H181L180 116V118H179V123H180V121H182L181 122V124H176L175 126L173 125L174 123L173 122H171L170 121V123L169 122H166L165 121V119H164V122L162 121V119L159 121V120H157V118H153L152 117V119H151V117L149 116L147 119H149V121L148 120H146ZM1 119V118H0ZM18 119V118H17ZM54 119V118H53ZM53 119H51V120H53ZM66 119H68V117L66 118ZM70 119V118H69ZM74 119V118H73ZM91 119V120H92ZM103 119V118H102ZM129 119H128V121H129ZM133 119V120H132ZM9 120V119H8ZM13 120V119H12ZM46 120V119H45ZM50 120V119H49ZM60 120V119H59ZM93 120H97V122H98V119H93ZM124 120V119H123ZM136 120H134V121H136ZM178 120V119H177ZM1 121V120H0ZM4 121V120H3ZM21 121V120H20ZM19 121V122H20ZM41 121V120H40ZM57 121H58V118H57ZM90 121V120H89ZM99 121H101V120H99ZM125 121H127V120H125ZM139 121V120H138ZM137 121V122H138ZM143 122H144V120H142ZM152 121V122H151ZM22 122H23V119H22ZM22 122L20 123V124H22ZM46 122V121H45ZM44 122V123H45ZM48 122V121H47ZM93 122V121H92ZM91 122V123H92ZM96 122V121H95ZM140 122V121H139ZM143 122H140L139 124H142ZM151 122V123H150ZM177 122V121H176ZM1 123H3V122H1ZM11 123V122H10ZM13 123V122H12ZM33 123V122H32ZM31 123V124H32ZM41 123V122H40ZM43 123V122H42ZM66 123H67V120H66ZM76 123V122H75ZM90 123V122H89ZM131 123V122H130ZM134 123H136V122H134ZM173 123V124H172ZM183 123V124H182ZM4 124H5V122H4ZM4 124H2V125H4ZM9 124V123H8ZM20 124L18 125L19 127H22V125L20 126ZM25 124V123H24ZM28 124V123H27ZM48 124V123H47ZM52 124V123H51ZM54 124V123H53ZM123 124V123H122ZM128 124V123H127ZM132 124V123H131ZM144 124H146V122H144ZM148 124H147V126H148ZM50 125V124H49ZM86 125V124H85ZM96 125V124H95ZM99 125V124H98ZM111 125V124H110ZM114 125V124H113ZM120 127H121V125L120 124H118ZM126 125V124H125ZM130 125V124H129ZM136 125H138L137 123H136ZM195 124H193L192 125V127L194 126ZM1 126V125H0ZM5 126V125H4ZM9 127L10 126H12V125H8ZM7 125L5 126V127H8ZM47 126V125H46ZM52 126V125H51ZM80 126V125H79ZM92 126H93V124H92ZM117 128L119 127V126H117V125H115ZM115 126H113V127H115ZM123 126V125H122ZM127 126V125H126ZM142 126V125H141ZM145 126V125H144ZM149 126V127H150ZM156 126H159V125H156ZM155 126V127H156ZM174 126V127H173ZM178 126V127H177ZM186 126V125H185ZM185 126H183L184 128H185ZM4 127V128H5ZM8 127V128H9ZM26 127V126H25ZM41 127V126H40ZM55 127V126H54ZM65 127V126H64ZM90 127H91V124H90ZM90 127H88L89 129H90ZM97 127V126H96ZM115 127V128H116ZM153 127L154 126H152V127H150V128H152L153 129ZM154 127V128H155ZM196 127H197V129H198V125H196L195 126V129H196ZM8 128H7V130H8ZM14 128H16L17 129V126L15 127L14 126ZM33 128V127H32ZM39 128V127H38ZM57 128H58V126H57ZM94 128V127H93ZM93 128H91V129H93ZM112 129V131H111V133L112 134H114L115 133V135H117L119 132H114V131H118V129H120V128H118L117 130L116 129ZM122 129H120L121 131V133H122V131L124 130V128L126 129V127H121ZM162 128V129H161ZM174 128H175V130H174ZM176 128H178V129H176ZM188 128V127H187ZM186 128V130L187 131H191V125H189V128H191L190 130L189 129H187ZM194 128V127H193ZM201 128H202V125H201ZM35 129H36V127H35ZM40 129H42V128H40ZM44 129H47V128H44ZM50 129V128H49ZM49 129L48 130H46V132H48L49 131ZM52 129V128H51ZM85 129V128H84ZM89 129L87 130V128H86V130L85 131H89ZM90 129V130H91ZM200 129V128H199ZM198 129V130H199ZM203 129V128H202ZM18 130L20 131L21 129H19L18 128ZM23 130V129H22ZM96 130H98L99 131V129H96ZM114 130V131H113ZM155 130H157V129H155ZM198 130H195V132L196 131H198ZM201 130V129H200ZM205 130V129H204ZM1 131V130H0ZM10 131H11V129H10ZM32 131V130H31ZM35 131V130H34ZM52 131V130H51ZM58 131V130H57ZM95 131V130H94ZM92 132V131H89L88 133H87V135L89 136V134H90V132H92V133H95V132ZM125 131L126 130H124L123 132H124V135H126L125 134ZM158 131V130H157ZM184 131H185V129H184ZM193 131H194V129L190 132L191 134L193 133ZM206 131V130H205ZM205 131H198L200 134H201V132H202V138H200V139H203L204 137H206L207 136V133L205 132ZM13 132V131H12ZM21 132V131H20ZM36 132H38V131H36ZM128 132V130L126 131V133ZM194 132V133H195ZM198 132H196V133H198ZM203 132H205V134H203ZM209 132V131H208ZM10 133V132H9ZM15 133V132H14ZM14 133H13V135H14ZM18 133V132H17ZM22 133V132H21ZM25 133H28V131H25ZM29 133L32 135L33 133H31L30 131H29ZM45 133V132H44ZM43 133V134H44ZM50 133L51 132H49V135H50ZM97 133H99V132H97ZM110 133V132H109ZM108 133V134H109ZM121 133H119V134H121ZM155 134H157V132H154ZM172 133V135H175L176 137H177V135L174 133L173 134ZM194 133H193V135L191 136L192 138H196V137H198L197 135H199V133L197 134V135H194ZM210 133V132H209ZM208 133V134H209ZM2 134V133H1ZM47 134V133H46ZM54 134H55V132H54ZM57 134V133H56ZM59 134V133H58ZM62 134V133H61ZM66 134V133H65ZM109 135V137H108V139H111L112 140V138H118V136L120 137V135L118 134L117 136H115V135ZM123 134V133H122ZM7 135V134H6ZM10 135V134H9ZM12 135V136H13ZM16 135V134H15ZM21 135V134H20ZM31 135H29V137L31 136ZM48 135V136H49ZM63 135V134H62ZM67 135V134H66ZM66 135H63V137L65 136L66 137ZM75 135V134H74ZM74 135H72V136H74ZM76 135H78V133L76 134ZM86 135V134H85ZM93 135V134H92ZM95 135V134H94ZM93 135V136H94ZM97 135H99V134H97ZM124 135L121 137V138H118V139H120V141H127L130 137H129V134H127L126 136L127 137H129V138H127V140H126V137H125V139H124ZM206 135V136H205ZM210 135V134H209ZM213 135V134H212ZM222 135H225V134H222ZM23 136V135H22ZM28 136V135H27ZM40 136V135H39ZM58 136V135H57ZM56 136V137H57ZM68 136H69V134H68ZM110 136H111V138H110ZM114 136V137H113ZM156 137L158 136V135H155ZM200 136V135H199ZM204 136V137H203ZM218 136H220V134L218 133ZM10 137V136H9ZM14 137H16V136H14ZM26 137V136H25ZM36 137V136H35ZM45 137V136H44ZM44 137H42V135H41V138H43L44 139ZM54 137V136H53ZM55 137V138H56ZM59 137V136H58ZM84 137V136H83ZM94 137H96V136H94ZM154 138V140L156 139L157 140V138ZM175 137V138H176ZM201 137V136H200ZM209 136H207L206 138H204L203 140H209V141H211V143H210V145L212 144V142H215L214 140H215V136H213L214 138H211L212 136H210V139L208 138ZM216 137H217V135H216ZM17 138H18V136H17ZM48 138V137H47ZM69 138V137H68ZM72 139L74 138V137H71ZM80 138H82V137H80ZM85 138V137H84ZM116 138V139H117ZM199 138V137H198ZM1 140H2V138H0ZM20 139V138H19ZM24 139V138H23ZM22 139V140H23ZM27 139H29V138H27ZM40 139V138H39ZM42 139V140H43ZM46 139V138H45ZM52 139V137L50 138V140ZM57 139H59V138H57ZM67 139V138H66ZM70 139V138H69ZM79 139V138H78ZM115 139V140H116ZM214 139V140H213ZM21 140V141H22ZM32 140V139H31ZM59 140H61V139H59ZM58 140V141H59ZM84 140V139H83ZM88 140L90 141V138H88ZM100 140H103V139H100ZM130 140H132V138L130 139ZM134 140H135V138H134ZM162 140V141H163ZM195 140V139H194ZM256 140V139H255ZM11 141V140H10ZM12 141H14V140H12ZM16 141H17V139H16ZM16 141H14V142H12V143H14L16 146H19V145H17L18 143H15ZM29 141V140H28ZM27 141V142H28ZM52 141V140H51ZM55 141V140H54ZM64 141V140H63ZM67 141V140H66ZM73 140H70V143L72 142ZM82 141V140H81ZM89 141H87V142H89ZM96 141V140H95ZM97 141H99V140H97ZM104 141H106L105 140V138H104ZM114 141V140H113ZM117 142L119 141V140H116ZM119 141V142H120ZM137 141V140H136ZM136 141H134V142H136ZM174 141V140H173ZM185 141V140H184ZM208 141V142H209ZM219 140H216V142H218ZM8 142H9V140H8ZM19 142V141H18ZM24 142H25V140H24ZM26 142V143H27ZM36 142V141H35ZM47 142H48V140H47ZM57 142V141H56ZM67 142H69V141H67ZM74 142V141H73ZM84 143H85V141H83ZM92 142V141H91ZM94 142V141H93ZM101 142V141H100ZM109 142V141H108ZM111 142V141H110ZM130 142V141H129ZM128 141H127V144H131V145H133L132 143H133V141H132V143L130 142L129 143ZM161 142V141H160ZM159 142V143H160ZM178 142V141H177ZM205 143H208V142H206V141H204ZM2 143H4L3 142V140H2ZM20 143V142H19ZM22 143V142H21ZM20 143V144H21ZM25 143V144H26ZM39 143V142H38ZM64 143V142H63ZM66 143V142H65ZM121 143V142H120ZM119 143V144H120ZM123 143V142H122ZM171 143H173L172 141H171ZM171 143H169V144H167L168 146H170V147H166L165 146V148L163 149V150H165L166 148L169 150V149H173L174 148V146H171V145H173V144H171ZM182 143V142H181ZM184 143V142H183ZM182 143V144H183ZM193 143H195V141H193ZM192 143V146L193 145H195V144H193ZM6 144H7V140H6ZM6 144H2V146L3 145H6ZM9 144V143H8ZM28 144V143H27ZM43 144V143H42ZM49 144V143H48ZM80 144H82V143H80ZM87 144V143H86ZM96 144V143H95ZM97 144H100L99 142L97 143ZM112 144V142L110 143V145ZM114 144V143H113ZM118 144V143H117ZM126 144V145H127ZM135 144V143H134ZM178 144H179V142H178ZM181 144V145H182ZM209 144V143H208ZM221 144H223V143H221ZM221 144H219V147L220 148H224V149H226V148H228V145H227V147H225L224 145L223 146H221ZM240 144V143H239ZM238 144V145H239ZM243 144V143H242ZM1 145V144H0ZM13 144H11V146L9 145V147H11L12 149H10V148H8L9 149V154H13V152H14V146H12ZM23 145V144H22ZM34 145V144H33ZM47 145V144H46ZM67 145H70L69 143L67 144ZM88 145V144H87ZM87 145H85V146H87ZM91 145V144H90ZM94 145V144H93ZM124 145V144H123ZM122 145V146H123ZM138 145L139 144H137V146H135V148H137L138 147ZM141 145V144H140ZM139 145V146H140ZM158 145V144H157ZM175 145V144H174ZM185 145V144H184ZM7 146V145H6ZM36 146H38V145H35V147H34V149L36 148V149H38ZM66 146V145H65ZM71 147L73 146V145H70ZM95 146V145H94ZM100 146H102V145H100ZM107 146V145H106ZM105 146V147H106ZM159 147H161L160 145H158ZM180 146V145H179ZM178 146V147H179ZM186 146L187 147H189V146H191V143H190V145H185L184 147L186 148ZM211 146H213V145H211ZM216 146H218L217 145V143L213 146V147H216ZM229 146H231V145H229ZM21 147V146H20ZM30 147V146H29ZM33 147V146H32ZM39 147V146H38ZM69 147V146H68ZM89 147V146H88ZM103 147V146H102ZM108 148H109V146H107ZM106 147V148H107ZM115 147V146H114ZM113 147V148H114ZM119 147V146H118ZM134 147V146H133ZM154 147V146H153ZM178 147H176V148H178ZM182 147V146H181ZM180 147V148H181ZM256 147V146H255ZM2 148H4V147H2ZM2 148H0V172H2L1 170H2V168H6L7 169V166H9L10 165V167H11V171H13L12 169H13V167H12V165L11 164H13V163H11L10 164V162H14V161H16V160H14V159H11V158H7V156L6 157H3L2 156V151H3V149ZM7 148V147H6ZM54 148H55V146H54ZM53 148V149H54ZM74 148V147H73ZM86 148V147H85ZM97 148H98V146H97ZM112 148V147H111ZM122 148V147H121ZM141 147H139V148H137V149H140ZM143 148V147H142ZM151 148V147H150ZM163 147H161V148H159V149H162ZM179 148V149H180ZM183 148V147H182ZM185 148H183L182 150H184ZM198 148V147H197ZM197 148H195V150L197 149ZM201 148V147H200ZM231 148H233V146H231ZM231 148H228V149H230L229 151H228V149H226V151L227 152H229L228 154L229 155H231L232 153H230V151H231ZM239 148V147H238ZM2 149V150H1ZM17 149V148H16ZM15 149V150H16ZM23 149V148H22ZM43 149V148H42ZM69 149V148H68ZM88 149V148H87ZM87 149L86 150H84V152L86 153V151H87ZM102 149V148H101ZM116 149V148H115ZM115 149H114V151H115ZM127 149V148H126ZM144 149V148H143ZM149 149V148H148ZM158 149V148H157ZM158 149V150H159ZM175 149V148H174ZM192 149V148H191ZM224 149H222L221 151H224V153L223 152H221V154H225V153H227ZM241 149L243 150L244 148L241 146ZM33 150V149H32ZM75 150V149H74ZM90 150L91 149H89V153H90V155L91 154H93V152L91 153L90 152ZM96 150V149H95ZM98 150H99V148H98ZM120 150V149H119ZM141 150V149H140ZM155 150V149H154ZM177 150V149H176ZM198 150V149H197ZM233 150V149H232ZM236 150V149H235ZM254 150V149H253ZM23 151V150H22ZM26 150H24V152H25ZM39 151V150H38ZM49 151H51V150H49ZM62 151V150H61ZM63 151H64V149H63ZM93 151V150H92ZM100 151V150H99ZM110 151V150H109ZM128 151H129V149H128ZM148 152H149V150H147ZM151 151V150H150ZM156 151V150H155ZM170 151V150H169ZM171 151H173V150H171ZM175 151V150H174ZM173 151V152H174ZM177 151H180V150H177ZM240 151V150H239ZM18 153H19V149H18V151H17ZM42 152V151H41ZM40 152V153H41ZM44 152V151H43ZM45 152H46V150H45ZM59 152V151H58ZM66 152V151H65ZM75 152V151H74ZM88 152V151H87ZM105 152V151H104ZM118 152V151H117ZM130 152V151H129ZM131 152H132V150H131ZM152 152H153V150H152ZM152 152H150V153H152ZM157 152V151H156ZM159 152H161V151H159ZM165 152V151H164ZM181 152V151H180ZM199 152V151H198ZM197 152V153H198ZM243 152V151H242ZM47 153V152H46ZM54 153H55V150H54ZM78 153V152H77ZM82 153H83V151H82ZM101 153V152H100ZM99 153V154H100ZM162 153V152H161ZM166 153V152H165ZM164 153V154H165ZM183 153H184V151H183ZM186 153H190V152H188V151H186ZM191 153H192V150H191ZM56 154V153H55ZM54 154V155H55ZM59 154V153H58ZM60 154H61V152H60ZM79 154V153H78ZM94 154H96V156H97V152L96 153H94ZM102 154V153H101ZM130 154V153H129ZM134 154V153H133ZM149 154V153H148ZM159 153H157V155H158ZM163 154V153H162ZM162 154H160L159 156H162ZM182 154V153H181ZM227 154V155H228ZM19 155V154H18ZM26 155V154H25ZM24 155V156H25ZM48 155H49V153H48ZM48 155L46 154L45 156H47L48 157ZM51 155H53V154H51ZM87 155H89V154H87ZM109 155H110V153H109ZM117 155H119V154H117ZM10 156V155H9ZM14 156V155H13ZM16 156H17V154H16ZM23 156V157H24ZM33 156H34V160L36 159L35 157V155L33 154ZM39 156H40V154H39ZM58 156V155H57ZM77 156V155H76ZM75 156V157H76ZM86 156V155H85ZM94 156V155H93ZM95 156V158H97ZM100 156H102V155H100ZM104 156V155H103ZM148 156H150V155H148ZM147 156V157H148ZM153 156V155H152ZM223 156V155H222ZM32 157V156H31ZM61 157V156H60ZM65 157V156H64ZM79 157V156H78ZM89 157H91V156H89ZM129 157H131L130 155H129ZM151 157V156H150ZM156 157V156H155ZM164 158H165V156H163ZM226 157V156H225ZM19 158H21L20 156H19ZM39 158V157H38ZM85 158V157H84ZM106 158H108V157H106ZM106 158L104 159L105 161H106ZM138 158V159H137ZM136 158V162H139L140 161V159L142 158H140V157H137ZM144 158V157H143ZM153 159H155L154 157H152ZM157 158H158V156H157ZM55 158H53V160H54ZM87 159V158H86ZM85 159V160H86ZM99 159V158H98ZM101 159V158H100ZM102 159V160H103ZM110 159L112 160V158L110 157ZM160 159H162V158H160ZM11 160V161H10ZM33 160V161H34ZM37 160V159H36ZM57 160V159H56ZM90 160V159H89ZM92 160V159H91ZM150 160V159H149ZM148 160V161H149ZM152 160V159H151ZM150 160V161H151ZM163 160V159H162ZM7 161V162H6ZM10 161V162H9ZM31 161V160H30ZM59 161V160H58ZM66 161H68V160H66ZM70 161V160H69ZM79 161L80 160H78V163H79ZM107 161H109V159H107ZM113 161V160H112ZM115 161V160H114ZM132 161H133V159H132ZM131 161V162H132ZM156 161H159L158 159H156ZM164 161H165V159H164ZM17 162V161H16ZM22 162V161H21ZM35 162V161H34ZM57 164H56V163ZM55 162H52V163H55L54 165H59L61 162H63V160L61 159V162L59 161V164H58V162L57 161H55ZM74 162V161H73ZM76 163H77V161H75ZM87 162H88V160H87ZM94 162V161H93ZM96 162V161H95ZM99 161H97L96 163H98ZM117 162V161H116ZM130 162V161H129ZM130 162V163H131ZM134 162V161H133ZM145 162H146V160H145ZM24 163V162H23ZM51 163V164H52ZM75 163V165H77ZM81 164H82V161L80 162ZM100 163H101V160H100ZM102 163H104V162H102ZM101 163V164H102ZM107 163H109V162H106V166L107 165H110V163L112 164V166H113V163L110 161V163L109 164H107ZM127 163L128 162H126V165H127ZM143 163V162H142ZM150 163V162H149ZM152 163V162H151ZM156 163V162H155ZM161 163V162H160ZM67 164V163H66ZM81 164H79V167H80V165ZM120 164V163H119ZM134 164V163H133ZM138 164V163H137ZM145 164H147V162L145 163ZM31 166H32V164H30ZM37 165V164H36ZM42 165V164H41ZM48 165V164H47ZM75 165H73V166H75ZM86 165H87V163H86ZM90 165V164H89ZM98 165H99V163H98ZM103 165V164H102ZM123 165V164H122ZM151 165V164H150ZM158 165V162H157V164H156V166ZM15 166V165H14ZM46 166V165H45ZM63 166H65V165H63ZM67 166V165H66ZM72 166V165H71ZM72 166V167H73ZM82 166V165H81ZM94 166V165H93ZM116 166V165H115ZM121 165H119V167H120ZM137 166H139V165H137ZM155 166V167H156ZM33 167V166H32ZM37 168H38V166H36ZM48 167H49V165H48ZM53 167V166H52ZM58 167V166H57ZM56 167V168H57ZM87 167H89V166H87ZM97 167V166H96ZM117 167H118V165H117ZM122 167V166H121ZM128 168L130 167V166H127ZM142 167H144L145 168V166L143 165V166H141L140 168L141 169H143ZM152 167H154L153 165H152ZM154 167V168H155ZM39 168H41V166L39 167ZM59 168V167H58ZM74 168V167H73ZM78 168V167H77ZM93 168V167H92ZM113 168V167H112ZM123 168H125V165H123ZM132 168V167H131ZM137 168V167H136ZM147 168V167H146ZM151 168V167H150ZM150 168H149V170H150ZM158 168H160L161 169V164H160V167H159V165L156 167V169H158ZM15 170H16V172H17V170H18V167L17 166H15V168H14ZM43 169V168H42ZM55 169V168H54ZM75 169V168H74ZM90 169V168H89ZM127 169V168H126ZM148 169V168H147ZM9 170V169H8ZM36 170V169H35ZM65 170V169H64ZM70 169L68 168L67 169V171H69ZM77 171H78V169H76ZM75 170V171H76ZM83 170H87V168L86 169H83ZM103 170V169H102ZM106 170H107V168H106ZM109 170H110V167H109ZM121 170V169H120ZM132 170V169H131ZM130 170V171H131ZM134 170V169H133ZM145 171H147L146 169H144ZM151 170H153L152 168H151ZM11 171L9 172V171H6L7 173H11ZM44 171H48V170H44ZM51 171V170H50ZM79 171H80V168H79ZM100 171H101V169H100ZM104 171V170H103ZM135 171V170H134ZM157 171V170H156ZM158 171H159V169H158ZM34 172V171H33ZM64 172V171H63ZM82 172V171H81ZM80 172V173H81ZM131 172H133V171H131ZM14 173H15V171H14ZM30 173V172H29ZM42 173H43V171L42 172H39V173H37V174H35L34 176H33V174L31 175V173H30V175L28 174V177L30 176V178H32V180H33V178L34 177H36V176H38V174H40V175H42ZM69 173H71V172H69ZM102 173V172H101ZM137 173V172H136ZM156 173V172H155ZM12 174H13V172H12ZM25 174V173H24ZM66 174V173H65ZM85 174V173H84ZM135 174V173H134ZM143 174V173H142ZM14 175V174H13ZM16 175H18V173L16 174ZM15 175V176H16ZM19 175H22V173L21 174H19ZM40 175H39V177H40ZM47 175V178H48V180L46 179V181L45 180H42L41 181V179H43V178H45V177H41L40 178V181H41V183H39V184H37L36 183V185L34 186V188H33V193H32V195H33V197H35V198H37V199H39V201H40V203H39V207H40V211L38 212V213H36V214H33V215H28L27 214V211H28V208H29V206L26 208V207H24L23 209L21 208V211H20V213H18L19 212V210H18V212H17V214H12L11 213V217H12V215H16V218H11V217H9V218H11V221H9V222H11L10 224H13V226L12 225H10V226H12V227H10V226H8V224H7V226L8 227H6L5 226V228L3 229V227H1V230H0V235L1 234H3V236H5V234L4 233H7V231H11L9 234V236L7 237V238H5V242H4V248L7 246V248H10L11 249V247H14V246H16V245H20V246H18V248L20 247L21 248V246L22 247H24L25 249H22L23 250V253H22V250L21 251H18V253H21L22 254V256L24 255V252L25 251H28L29 252V250L28 249H30V252L32 251H34V253H36V255H35V257L39 254L40 255V252H41V255L39 256V257H36V258H34V259H32L33 258V256L34 255H32V257H31V259H29V260H27L26 261V259H25V261L26 262H28V264H38V263H41V264H44V263H46V259H51V261H53L54 262V264H55V260L57 261L56 262V264H61V262H63L62 264H70L72 261V259L70 260L69 258H70V256H69V249H66V251H63V253H62V255L61 254H58V256L57 255H52V253L50 252V250L48 249V247L51 245L50 243H53L54 244V242H55V245L57 244V243H60L61 245H59L58 247L60 248V247H64L66 244L64 243V244H62L61 242H65V241H69L68 239H69V235H71V234H67V237L65 236V234L68 232V231H70V232H75V231H78L79 233H81V236L82 235H88V231H90V232H92L93 230H94V228L95 227H93V229H91V225L90 226H88L86 223H81L82 225L81 226H79V224H80V222L82 221L83 222V220H84V217H83V215H84V211L82 210V207L80 206V205H76V203H75V205H68V203L70 202H68L67 200H65V201H63L62 199H60L59 197H60V195L62 196V195H65V193L67 194L68 192H67V189L69 190V188H70V190L71 189H74L73 187H75L74 185H72V184H76V183H73V182H75L74 181V179L72 178V179H69L68 178V180H66V178L67 177H65L64 175H62V174H60V173H54V172H46V174L44 175V176H46ZM139 175V174H138ZM23 176V175H22ZM22 176H19L18 177V179L15 177V179L16 180H14L15 182H18V183H23L22 181L23 180H21V179H23L24 178V176H23V178H22ZM33 176V177H32ZM58 176L59 177H63V180H57V181H55V179H57L58 178ZM71 176V175H70ZM74 175H72V177H73ZM75 176H76V174H75ZM134 176V175H133ZM136 176V175H135ZM149 176H151V175H149ZM155 176V175H154ZM14 177V176H13ZM21 177V178H20ZM126 177V176H125ZM124 177V178H125ZM144 177H146V176H144ZM75 178V177H74ZM77 178V177H76ZM79 178H80V176H79ZM105 178V177H104ZM127 178V177H126ZM37 179V178H36ZM103 179V177L101 178V180ZM132 179V178H131ZM146 179V178H145ZM148 179V178H147ZM76 180V179H75ZM106 180V179H105ZM21 181V182H20ZM25 181V180H24ZM55 181V182H54ZM66 181H68V183L69 182H71V184H69V185H63V183L64 182H66ZM77 181V180H76ZM79 181V180H78ZM102 181H104V179L102 180ZM126 181V180H125ZM132 181H134V180H132ZM27 182V181H26ZM31 182V181H30ZM33 182V181H32ZM37 182V181H36ZM54 183V186H50L51 184L50 183ZM123 182H124V179H123ZM130 182V181H129ZM136 182V181H135ZM143 182V181H142ZM225 182V181H224ZM34 183V182H33ZM67 183V182H66ZM89 183V182H88ZM91 183V182H90ZM222 183V182H221ZM229 183V182H228ZM227 183V184H228ZM21 184H19L20 186H21ZM136 184V183H135ZM144 184V183H143ZM223 184V183H222ZM225 184V183H224ZM23 185V184H22ZM85 185V184H84ZM129 186H130V184H128ZM218 185V184H217ZM67 186H69V188L67 187ZM90 186V185H89ZM123 186V185H122ZM64 187L66 188L64 191H61L62 189H64ZM82 187H83V185H82ZM62 188V189H61ZM144 188V187H143ZM77 189V188H76ZM22 190V193L20 192L18 195L20 196V198H22V201L24 202V204H26V203H29V201H27V200H24L25 199V194H23V193H25V191L23 192V189H21ZM20 190V191H21ZM83 190V189H82ZM128 190H129V188H128ZM131 190V189H130ZM79 191V190H78ZM81 191V190H80ZM71 192H72V190H71ZM75 193V192H74ZM81 193V192H80ZM60 194V195H59ZM69 195H70V193H68ZM239 195V194H238ZM237 194L235 195L236 197H239ZM66 196V195H65ZM65 196H63L62 198H64ZM75 196H77V195H75ZM83 196H84V194H83ZM233 197H235L234 195H232ZM71 197H73V196H71ZM79 197V196H78ZM24 198V199H23ZM50 198H54L55 200H58L59 202H55V200L53 201V200H51ZM67 198V197H66ZM66 198H64V199H66ZM69 198H70V196H69ZM77 198V197H76ZM75 198V201L78 199H76ZM80 198V197H79ZM48 199H50V200H48ZM73 199V198H72ZM29 200V199H28ZM70 200V199H69ZM74 200V199H73ZM72 200V201H73ZM79 200V199H78ZM67 201V202H66ZM61 202V203H60ZM74 202V201H73ZM50 203V204H49ZM56 203H57V205H56ZM58 203H60L59 205H58ZM30 204V203H29ZM48 204V205H47ZM62 204V207L60 206ZM4 205V204H3ZM66 205V206H65ZM68 206V207H67ZM80 206V207H79ZM22 207H23V205H22ZM52 207H54V209H56V210H54L55 212H54V214L50 211V209L52 208ZM0 208H2V206L0 205ZM67 208H70V209H67ZM3 209V208H2ZM1 210V209H0ZM5 210H7V209H5ZM71 210V211H70ZM58 211V212H57ZM1 212V211H0ZM6 213V212H5ZM8 213V212H7ZM51 213L53 214L52 216L53 217H56V218H54V219H56V220H54V226H52V218H51ZM118 213V212H117ZM136 212H134V214H135ZM154 213V212H153ZM9 214V213H8ZM70 214H74L73 216H75L74 218H72V219H70L69 220V222H68V224H66V225H69V226H66L65 225V221H64V219L66 218H68L69 217V215ZM4 215V214H3ZM17 215H18V219H17ZM117 215V214H116ZM122 215V214H121ZM6 216V215H5ZM9 215H7V217H8ZM57 216H58V218H57ZM72 217V216H71ZM9 218H4L5 220L7 219V222L6 223H8V219ZM13 219V220H12ZM15 220V221H14ZM77 220H79V221H77ZM12 221H14V222H16V223H18V225L19 226H17V225H14V223L12 222ZM85 221V220H84ZM102 222V221H101ZM116 222H118L119 223V220L118 221H116ZM126 222V221H125ZM125 222H122L121 223V221H120V224H123V225H126V228L122 231V233H127L130 229H132V228H134V226H135V224L134 223H131V222H129V221H127L126 223H128V224H126ZM15 223V224H16ZM104 223V222H103ZM130 223V224H129ZM88 226V227H86V225ZM100 224V223H99ZM109 224V223H108ZM115 224V222L114 223H111V224H109V226H108V228H107V230L105 229V235L107 234V235H109V236H111L112 235V225H114ZM93 225V224H92ZM95 225V224H94ZM103 225V224H102ZM67 227V229H66V227ZM105 226H107V225H105ZM145 226H150V227H152V229L153 230H151V232H149V231H145V229H143V227L140 229V228H137V229H139V234L136 236V238L133 240V242H132V248L134 249V251L133 252H135L136 250H139L140 248H141V246L143 245V239H145V238H148V239H152V238H156L157 236L159 237V235H161V236H163L164 235V233L163 232H161V231H159L158 229H155L154 228V226H155V224H154V222H152V221H150L148 224H145ZM111 227V228H110ZM35 228V229H34ZM38 228V229H37ZM66 230H65V229ZM106 228V227H105ZM53 230V231H52ZM79 230H81L82 232H85L84 234H82V232L81 231H79ZM96 230V229H95ZM97 230H99V229H97ZM101 230V229H100ZM52 231V232H51ZM102 231V230H101ZM23 232H24V234H23ZM89 232V233H90ZM94 232V231H93ZM97 232V231H96ZM99 233H100V231H98ZM114 232H115V230H114ZM138 232V231H137ZM141 232V233H140ZM76 233V232H75ZM75 233H74V235H72L73 236V238L75 237ZM95 233V232H94ZM99 233H97V234H99ZM159 233V234H158ZM20 234H22V235H20ZM93 234V233H92ZM92 234H90V235H92ZM101 234H103L102 232H101ZM6 235H8V234H6ZM79 235V234H78ZM100 235V234H99ZM106 235V237H108ZM21 238H20V237ZM86 236H85V239H86ZM1 237H2V235H1ZM0 237V239H2ZM84 237V236H83ZM87 237H89V235L87 236ZM105 237V236H104ZM66 238H68V239H66ZM119 238V237H118ZM72 239V238H71ZM76 239V241H78L77 240V237L75 238ZM80 241H83L84 239L82 238H78ZM87 239H89V238H87ZM93 239V237L91 238V239H89V240H92ZM108 239V238H107ZM120 239H122L123 240V238H120ZM122 240H120V241H122ZM74 239H73V242L75 243L76 242ZM3 242V241H2ZM2 242H0V245H1V248H2ZM20 243H23V244H20ZM86 243V241L84 242V244ZM91 243V242H90ZM191 243V242H190ZM189 243V244H190ZM68 244V243H67ZM76 245H74V246H76V247H72V249L75 251V250H77V248H81V244H83L82 242L80 243V245L79 244H77V243H75ZM94 244V243H93ZM122 244V243H121ZM189 244H188V246H185V245H182V246H185V249H186V247H188L189 248ZM192 244V243H191ZM190 244V245H191ZM6 245V246H5ZM187 245V244H186ZM193 245V244H192ZM9 246V247H8ZM83 246V245H82ZM85 246H86V244H85ZM89 246V247H88ZM87 247L90 249V250H94L95 249V247H93V246H91L92 248H94V249H91L90 248V245H88ZM17 247V246H16ZM15 247V248H16ZM50 247H52L53 248V246H50ZM57 247V246H56ZM71 247V246H70ZM86 247V248H87ZM181 247V246H180ZM192 247V246H191ZM26 248H27V250H26ZM54 248H55V246H54ZM67 248V247H66ZM76 248V249H75ZM96 248H99V246L97 247L96 246ZM117 248H119L120 249V252H119V250H117L118 252H119V256H121V257H125V258H127L126 256H127V253H123V250H127L128 251V249H126V246H119V247H117ZM117 248H115V249H117ZM182 248H184V247H182ZM32 249V250H31ZM45 249H48L49 250V252H44V250ZM56 249H58V248H56ZM61 249H63V248H61ZM61 249H59V250H61ZM65 249V248H64ZM4 251H7V250H5V249H3ZM13 250V249H12ZM15 250V249H14ZM17 250V249H16ZM19 250V249H18ZM25 250V251H24ZM52 250H54V249H52ZM59 250H57V252L59 251ZM68 250V251H67ZM97 250V249H96ZM181 250V249H180ZM3 251V252H4ZM9 251V254H11L12 253V251L10 252V250H8ZM74 251H72V252H70V254L71 253H73ZM82 251V250H81ZM80 251V252H81ZM89 251V250H88ZM122 251V252H121ZM174 252H178V250H173ZM183 251V250H182ZM0 252H2L1 250H0ZM55 251H53V253H54ZM176 252V254H178ZM16 253V252H15ZM14 253V255L16 256L17 254H15ZM182 253V252H181ZM184 253V252H183ZM1 254H3V253H1ZM20 254V255H21ZM26 254H29V253H26ZM25 254V255H26ZM43 254V255H42ZM57 254V253H56ZM81 254V253H80ZM12 255H13V253H12ZM20 255H19V257H20ZM30 255V256H31ZM126 255V256H125ZM170 255V254H169ZM28 256V255H27ZM62 256V257H61ZM78 256V255H77ZM118 256V257H119ZM177 256V255H176ZM180 256H181V254H180ZM5 257H7V256H5ZM14 256H12V258H13ZM17 257V256H16ZM16 257H14V259L13 260H15L16 261ZM24 257V256H23ZM26 257V256H25ZM80 257V256H79ZM106 257H108V256H106ZM187 257H189V256H187ZM1 260L4 258V257H2V255H1ZM60 258H62V260L60 259ZM84 258V257H83ZM125 258L123 259V262H121L122 264H124V263H126V261H127V259L125 260ZM190 258V257H189ZM24 259V258H23ZM36 259V260H35ZM55 259V260H54ZM76 259V258H75ZM110 259H112V258H110ZM122 259V258H121ZM188 259V258H187ZM12 260V259H11ZM11 260H10V262H11ZM46 260V261H45ZM84 260H85V258H84ZM98 260V259H97ZM9 261V260H8ZM20 261H23L24 262V260H20ZM78 261V260H77ZM80 261V260H79ZM4 259H3V261H0V264H8L9 262H4ZM13 262V261H12ZM48 262V261H47ZM76 262V261H75ZM75 262H74V264H75ZM86 262V261H85ZM105 262H107V261H105ZM19 262H17V264H18ZM52 263V262H51ZM73 263V262H72ZM71 263V264H72ZM78 263V262H77ZM83 263V262H82ZM98 263H99V261H98ZM11 264H14V262L13 263H11ZM47 264V263H46ZM53 264V263H52ZM81 264V263H80ZM84 264V263H83ZM86 264V263H85Z\"/></svg>",
    "mask_w": 264,
    "mask_h": 264
},
{
    "label": "built area",
    "instance_id": "built-area-1",
    "mask_svg": "<svg viewBox=\"0 0 264 264\" xmlns=\"http://www.w3.org/2000/svg\"><path fill=\"white\" fill-rule=\"evenodd\" d=\"M201 1L204 8L196 15L198 21L196 36L183 58H178L170 51L164 50L159 54L155 65L148 67L144 65L147 57L146 50H143L140 44H134L127 59L144 67L151 75L173 74L172 83L175 85L185 87L193 83L199 91L204 93L211 92L214 86L208 70L217 53L223 54L232 63L247 64L252 54L264 43V0H251L247 9L241 3L220 5L219 0ZM74 2L75 0H21L15 13L34 23H46L47 17L51 14H58L59 19L73 15ZM179 7L177 0L166 3L160 23L154 30L144 25L132 24L126 27V32L137 38L157 42L170 28ZM102 26L107 30L114 29L112 21H107ZM49 27L57 28L56 23H49ZM91 39L95 40L94 37ZM213 93H215L213 97L221 104L241 110H246L255 102L254 113L260 116L264 114V77L257 71L244 70L239 86H234L232 83L225 84ZM206 94L211 95V93ZM8 179H10L9 174L5 172L0 174V198L5 199L9 212L16 213L22 199H14L15 196H19L16 193H9L6 188ZM28 199L30 207L27 214H36L39 199L32 194ZM125 228L126 225L115 222L111 229L122 236L121 232ZM143 229L149 232L153 230L150 226H144Z\"/></svg>",
    "mask_w": 264,
    "mask_h": 264
}]
</instances>
